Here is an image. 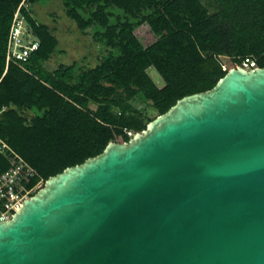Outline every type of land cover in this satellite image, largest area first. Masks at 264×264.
<instances>
[{
	"label": "water",
	"instance_id": "95a60500",
	"mask_svg": "<svg viewBox=\"0 0 264 264\" xmlns=\"http://www.w3.org/2000/svg\"><path fill=\"white\" fill-rule=\"evenodd\" d=\"M0 264H264V68H231L0 222Z\"/></svg>",
	"mask_w": 264,
	"mask_h": 264
},
{
	"label": "trees",
	"instance_id": "16d2710c",
	"mask_svg": "<svg viewBox=\"0 0 264 264\" xmlns=\"http://www.w3.org/2000/svg\"><path fill=\"white\" fill-rule=\"evenodd\" d=\"M48 1L0 0V139L44 182L99 155L123 130L142 132L179 99L212 89L229 70L224 60L264 68V0H61L102 56L93 68L48 70L58 40L32 14ZM17 10L38 48L25 62H7ZM143 25L156 37L149 46L135 34Z\"/></svg>",
	"mask_w": 264,
	"mask_h": 264
},
{
	"label": "built area",
	"instance_id": "2783aa9c",
	"mask_svg": "<svg viewBox=\"0 0 264 264\" xmlns=\"http://www.w3.org/2000/svg\"><path fill=\"white\" fill-rule=\"evenodd\" d=\"M31 34L19 13L14 14L7 41V62H25L37 50L38 42ZM239 67V66H237ZM240 67L246 70L257 68L256 63L246 58ZM131 130H123L115 142H127L134 136ZM0 222L9 221L23 201L28 200L43 187L44 180L27 162L0 139Z\"/></svg>",
	"mask_w": 264,
	"mask_h": 264
},
{
	"label": "rangeland",
	"instance_id": "374dc122",
	"mask_svg": "<svg viewBox=\"0 0 264 264\" xmlns=\"http://www.w3.org/2000/svg\"><path fill=\"white\" fill-rule=\"evenodd\" d=\"M32 14L38 22L46 24L58 40L57 52L45 63L46 69L53 70L59 64L69 65L73 62H78L88 69L98 64L102 56L101 48L92 42L89 35H82L75 23L65 16L61 0H49L45 4L34 5ZM135 34L144 46L156 41L147 25L139 27ZM30 38L34 37L31 35ZM226 68H232L228 60H224L223 69ZM149 74L158 86H162L158 74L153 69L149 70ZM145 111L148 116H156V112L149 107Z\"/></svg>",
	"mask_w": 264,
	"mask_h": 264
}]
</instances>
